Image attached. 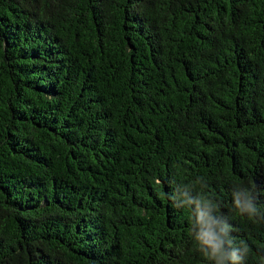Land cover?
<instances>
[{
    "label": "trees",
    "instance_id": "1",
    "mask_svg": "<svg viewBox=\"0 0 264 264\" xmlns=\"http://www.w3.org/2000/svg\"><path fill=\"white\" fill-rule=\"evenodd\" d=\"M189 181L260 264L264 0H0V264H205Z\"/></svg>",
    "mask_w": 264,
    "mask_h": 264
},
{
    "label": "clouds",
    "instance_id": "2",
    "mask_svg": "<svg viewBox=\"0 0 264 264\" xmlns=\"http://www.w3.org/2000/svg\"><path fill=\"white\" fill-rule=\"evenodd\" d=\"M174 185V182H171ZM173 186L172 195L164 193L177 209L190 213L188 232L197 252L205 264H248L252 246L244 238L233 235V225L221 211L220 203L205 193L207 182L197 187L193 182H180ZM232 208L240 216L253 222L264 221V210L257 203L251 188L238 187L232 192ZM260 264H264V255Z\"/></svg>",
    "mask_w": 264,
    "mask_h": 264
}]
</instances>
